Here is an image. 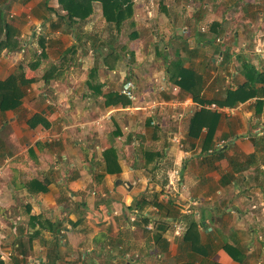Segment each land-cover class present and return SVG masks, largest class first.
Returning a JSON list of instances; mask_svg holds the SVG:
<instances>
[{
	"label": "crops",
	"instance_id": "0c3cea01",
	"mask_svg": "<svg viewBox=\"0 0 264 264\" xmlns=\"http://www.w3.org/2000/svg\"><path fill=\"white\" fill-rule=\"evenodd\" d=\"M156 1L144 20L133 9L119 32L97 2L70 22L58 0H0V81L35 67L19 107L0 110L1 264H121L109 249L134 246L144 225L133 219L137 203L150 232L140 251H160L158 233L170 240L165 258H186L179 264H264V85L223 113L186 93L194 106L180 107L181 149L170 110L151 118L120 94L131 80L144 102L170 99L154 81L175 63L197 75L205 100L236 91L248 67L264 69V0ZM131 32L134 42L120 41ZM191 224L195 253L183 244Z\"/></svg>",
	"mask_w": 264,
	"mask_h": 264
},
{
	"label": "trees",
	"instance_id": "16d2710c",
	"mask_svg": "<svg viewBox=\"0 0 264 264\" xmlns=\"http://www.w3.org/2000/svg\"><path fill=\"white\" fill-rule=\"evenodd\" d=\"M97 2L101 6L102 15L105 21L108 23H111L115 26L116 30L120 32L121 27L124 25V23L127 21H130L132 19L133 14V1L132 0H58L59 5L61 6L62 10L66 12L67 20L70 22L72 21H78L82 22L85 21L89 16H91L93 11V3ZM134 25L133 22L127 23V26ZM6 27V26H5ZM214 27V26H212ZM211 27V28H212ZM7 31V29H6ZM8 36V34L6 33ZM138 34L135 32H131L128 34V41L127 44L130 42H134L138 38ZM71 51V50H70ZM69 51V52H70ZM32 69H35L33 67ZM29 65L24 64V66H20L19 70L16 74L10 75L5 81H0V110L6 111V110H13L19 107L20 103L22 102V96L23 91L27 83L25 81H31L34 78H26L27 74L32 75L29 71L32 70ZM31 72H34L33 70ZM167 72L172 75L170 78L166 76V81L170 84V82L174 83L177 87L178 93L177 96L185 98L186 93H189L193 100L199 104H207V105H215L219 107H234L238 105L239 103H243L244 101L248 100L249 98H252L256 95V92L254 89L257 84L264 85V69L261 71H257L252 67L247 68V75H246V81L241 84L239 87H237L236 91H224L223 95L217 96L213 98V100H205L200 95V88L198 86L197 82V75L188 69H184L181 67V65L175 63L172 68H167ZM46 78V77H45ZM25 79V81H24ZM47 81V79H45ZM170 97V96H169ZM124 98V97H123ZM125 99V98H124ZM126 100V99H125ZM127 101V100H126ZM112 102L110 99L109 103ZM264 105L263 102H258L256 106L261 107ZM203 111V110H202ZM202 112H197L193 114V117L190 119V126H189V135L196 136V132L200 130L202 123ZM156 126V125H155ZM264 132V129H263ZM118 134V133H116ZM264 137V135H263ZM257 140V139H256ZM253 140L254 146L258 147V143H263L262 140ZM113 153V149L105 150L103 153L105 159H110L111 154ZM106 166V164H105ZM107 167V166H106ZM109 173H112L111 170L108 171ZM143 203H137L136 207L138 210H141L143 207ZM135 207V208H136ZM143 228L141 232L147 236L146 233L150 234L149 231L145 230V225L147 224V218L143 215H141V219ZM194 224L189 225V230L186 232V234L183 236V244L185 245V249L189 248L190 250L199 251V244H197V238L194 237V240L192 242L188 241V239H191L193 237L192 235V228L194 227ZM163 230L168 229L166 227L160 226ZM159 228V226H158ZM160 228V229H161ZM152 240L155 245H158V248L160 249V252L162 253H168L169 249V242L163 238L161 234L158 233H152ZM189 246H186V245ZM224 250L231 254L234 260H239L237 256H234L233 250H231L230 247L225 246ZM190 257V256H189ZM191 263V262H190ZM1 264V261H0ZM18 264V263H17Z\"/></svg>",
	"mask_w": 264,
	"mask_h": 264
},
{
	"label": "built area",
	"instance_id": "2783aa9c",
	"mask_svg": "<svg viewBox=\"0 0 264 264\" xmlns=\"http://www.w3.org/2000/svg\"><path fill=\"white\" fill-rule=\"evenodd\" d=\"M187 28L181 29L182 34L187 33ZM160 85V90H164V86H167L170 88L171 95L170 99H151L147 102H144L141 100L142 98H139L137 95V88L133 81L131 80H125L120 89V94L124 96L130 104L135 105L134 107H137L135 109L144 111L149 117L157 116L158 113L164 111V110H170L172 113V121L176 123L177 128L176 130L171 133L170 139L171 142L176 144L180 149L183 147L182 142V132L181 128L178 126L180 123L182 124L187 116V111L181 110L180 107L185 108H191L194 106L193 103H188L184 99H181L177 96L178 90L176 88H171L170 84L166 81V77L163 75L159 80H155ZM138 105V106H137ZM207 109L215 110L219 113L225 112L227 109H223V107H219L216 105H207L204 106ZM107 116H102L101 120L107 119ZM152 127L156 125V121L154 119L151 120ZM224 146V142H219L216 146L217 149H221ZM195 203V202H194Z\"/></svg>",
	"mask_w": 264,
	"mask_h": 264
},
{
	"label": "rangeland",
	"instance_id": "374dc122",
	"mask_svg": "<svg viewBox=\"0 0 264 264\" xmlns=\"http://www.w3.org/2000/svg\"><path fill=\"white\" fill-rule=\"evenodd\" d=\"M156 5H157L156 0H137V1H135V3L133 4V6H134L133 9H134V12H136L138 14V20H140V21L144 20L142 18V16L149 18V15H150L149 12H151V13L154 12ZM150 17L153 19L152 16H150ZM147 20H149V19H147ZM97 25L102 27V25H100V24H97ZM183 28H186V27H183ZM187 34H188V31L184 35H187ZM99 35L101 37L106 36L105 33H103V32H101ZM152 35H153V38L155 40H159L158 34L154 33ZM128 39L129 38H128V34H127V38H126V36H122L120 41L124 42L126 40L128 41ZM142 40L145 43H148L149 41H151L150 34H147L146 37ZM169 96L171 97V95H169ZM178 97H179V95H178ZM180 98L182 99V97H180ZM141 215L145 216L143 213L141 214L139 210H137V212L134 213L133 219L135 220L136 223L141 221L140 220ZM135 228L138 229L137 226H135ZM149 228H151V226ZM125 231H126L125 234L127 235V233H128L127 229H125ZM140 233H141V231L139 230V234L134 235V237H133L134 246H124L125 250L123 248L121 250L120 249H115V250L109 249V250H112V253H114L112 258H117L121 264H179V263H181V261L183 259H186L183 256V257H179L178 260L177 259L174 260L172 258L169 261V258L167 259V256L165 258V256H163V253L162 252L160 253V251H158V249H156L154 247H151L150 248L151 252L148 251V253H147V251H146V253L144 251H140V246L142 243H144V241L141 243L142 239H139ZM123 235H124V233H123ZM262 236H261L260 240L264 241V238ZM168 241L170 242V240H168ZM128 244H129V242H128ZM125 247H127V248H125ZM107 253H109V252H107ZM126 254H127V256H126ZM120 255H124L125 257L123 256L121 259L119 257ZM109 261L110 260L107 259L104 264H109Z\"/></svg>",
	"mask_w": 264,
	"mask_h": 264
},
{
	"label": "water",
	"instance_id": "95a60500",
	"mask_svg": "<svg viewBox=\"0 0 264 264\" xmlns=\"http://www.w3.org/2000/svg\"><path fill=\"white\" fill-rule=\"evenodd\" d=\"M124 184V185H127L128 187H130L131 188V185L129 184V182H122V181H120V180H118L117 182H116V184Z\"/></svg>",
	"mask_w": 264,
	"mask_h": 264
}]
</instances>
